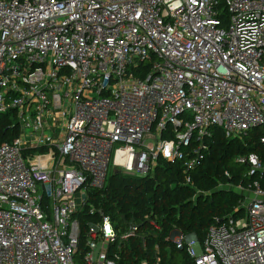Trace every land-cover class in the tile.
<instances>
[{
    "label": "built area",
    "instance_id": "1",
    "mask_svg": "<svg viewBox=\"0 0 264 264\" xmlns=\"http://www.w3.org/2000/svg\"><path fill=\"white\" fill-rule=\"evenodd\" d=\"M212 127L264 146V0H0V264H172L90 192L159 157L192 183ZM238 189L243 216L164 238L177 264H264V187Z\"/></svg>",
    "mask_w": 264,
    "mask_h": 264
},
{
    "label": "trees",
    "instance_id": "2",
    "mask_svg": "<svg viewBox=\"0 0 264 264\" xmlns=\"http://www.w3.org/2000/svg\"><path fill=\"white\" fill-rule=\"evenodd\" d=\"M261 135L262 130H255L244 138L231 139L221 128L212 127L206 139L205 159L190 172L192 183L186 182L182 161L159 157L155 170L147 177L115 171L103 189L90 192L91 202L110 214L123 230H128V220L133 218L144 224L140 231L148 236L150 247L156 241L169 247L172 264L179 263L182 257L188 262L185 254L164 238L176 231L203 241L217 218L244 215L245 198L238 187H248L256 180L264 187V174H252L250 164L240 158L256 154L264 161ZM80 218L84 229L94 219L86 210ZM150 219L157 222L159 229L150 227ZM134 241L137 245L141 239ZM135 252L142 254L137 247Z\"/></svg>",
    "mask_w": 264,
    "mask_h": 264
},
{
    "label": "rangeland",
    "instance_id": "3",
    "mask_svg": "<svg viewBox=\"0 0 264 264\" xmlns=\"http://www.w3.org/2000/svg\"><path fill=\"white\" fill-rule=\"evenodd\" d=\"M115 165H116V163L113 160L112 163H111V167H110V173H112L115 170ZM240 190L243 193V196H244L245 200L251 197L250 196V191L248 189H244V190L240 189Z\"/></svg>",
    "mask_w": 264,
    "mask_h": 264
},
{
    "label": "water",
    "instance_id": "4",
    "mask_svg": "<svg viewBox=\"0 0 264 264\" xmlns=\"http://www.w3.org/2000/svg\"><path fill=\"white\" fill-rule=\"evenodd\" d=\"M119 173H121L120 171H117L115 174H119ZM130 224L132 225V226H136L137 228H139L141 225H136L135 223H134V219H132L131 221H130Z\"/></svg>",
    "mask_w": 264,
    "mask_h": 264
}]
</instances>
